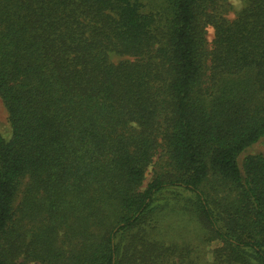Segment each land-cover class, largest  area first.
Listing matches in <instances>:
<instances>
[{
	"label": "trees",
	"instance_id": "trees-1",
	"mask_svg": "<svg viewBox=\"0 0 264 264\" xmlns=\"http://www.w3.org/2000/svg\"><path fill=\"white\" fill-rule=\"evenodd\" d=\"M242 2L0 0V264H264V156L240 159L264 142V0ZM170 215L211 261L166 244Z\"/></svg>",
	"mask_w": 264,
	"mask_h": 264
},
{
	"label": "rangeland",
	"instance_id": "rangeland-1",
	"mask_svg": "<svg viewBox=\"0 0 264 264\" xmlns=\"http://www.w3.org/2000/svg\"><path fill=\"white\" fill-rule=\"evenodd\" d=\"M144 5V11H155L156 9L161 8L162 0H142ZM227 6L223 11V16L227 20H233L236 16V13L239 11L237 10L234 0H226ZM243 3V2H242ZM207 41L210 42L212 39V30L210 28L207 29ZM0 134L3 137L8 136V124L6 122V113L2 104L0 102ZM254 154H261L264 156V142H258L257 144L253 145L249 149L245 151L244 154L241 155L240 159L244 155H254ZM154 162L157 163V158H154ZM153 175V166H150L144 177L143 181V188L145 185L151 180ZM175 214L178 216H185L180 215L177 210H174ZM181 219L179 217H175L170 215L169 217L165 218L162 221L161 227L163 232V238L166 239V244L168 242H175L177 244H182L183 242L190 245V247L194 250V256H196L198 262L202 263L204 261H211L210 258V251L215 247V244L212 243L209 247L203 248L200 244V240L197 237L196 227L192 222L188 220Z\"/></svg>",
	"mask_w": 264,
	"mask_h": 264
},
{
	"label": "clouds",
	"instance_id": "clouds-1",
	"mask_svg": "<svg viewBox=\"0 0 264 264\" xmlns=\"http://www.w3.org/2000/svg\"><path fill=\"white\" fill-rule=\"evenodd\" d=\"M235 6L237 10H241L244 7V4L242 3V0H234Z\"/></svg>",
	"mask_w": 264,
	"mask_h": 264
}]
</instances>
